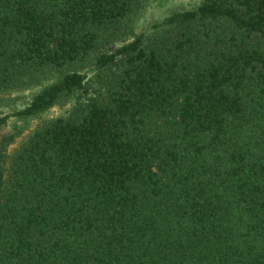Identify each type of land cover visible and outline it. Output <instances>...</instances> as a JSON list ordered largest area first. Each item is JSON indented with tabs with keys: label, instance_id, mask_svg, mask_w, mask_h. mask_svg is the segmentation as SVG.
Wrapping results in <instances>:
<instances>
[{
	"label": "trees",
	"instance_id": "1",
	"mask_svg": "<svg viewBox=\"0 0 264 264\" xmlns=\"http://www.w3.org/2000/svg\"><path fill=\"white\" fill-rule=\"evenodd\" d=\"M149 1L0 0V264H264V0Z\"/></svg>",
	"mask_w": 264,
	"mask_h": 264
},
{
	"label": "rangeland",
	"instance_id": "2",
	"mask_svg": "<svg viewBox=\"0 0 264 264\" xmlns=\"http://www.w3.org/2000/svg\"><path fill=\"white\" fill-rule=\"evenodd\" d=\"M201 0H152L149 1L146 6L135 15L127 35L121 40L116 41L109 50L119 47L122 44L128 43L134 39L140 33L145 35H151L157 29L154 28L156 23L162 21L165 17L169 16L173 12L184 11L194 9L200 4ZM86 75L87 86L90 92L93 93L97 87L95 82L94 71L91 69L84 70ZM28 94L27 91H15L7 94L4 97V102L0 104V116L12 113L14 110L24 106L25 97ZM72 107V103L56 106L48 111L42 119H49L57 115L65 113ZM39 120H32L30 123H25L16 117H10L0 130V140L9 143L6 145L7 152H13L16 147L22 142V140L32 131Z\"/></svg>",
	"mask_w": 264,
	"mask_h": 264
}]
</instances>
